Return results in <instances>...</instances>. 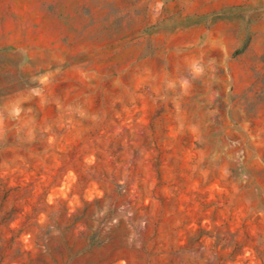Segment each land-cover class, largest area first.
I'll use <instances>...</instances> for the list:
<instances>
[{"label":"rangeland","instance_id":"obj_1","mask_svg":"<svg viewBox=\"0 0 264 264\" xmlns=\"http://www.w3.org/2000/svg\"><path fill=\"white\" fill-rule=\"evenodd\" d=\"M0 264H264V0H0Z\"/></svg>","mask_w":264,"mask_h":264}]
</instances>
